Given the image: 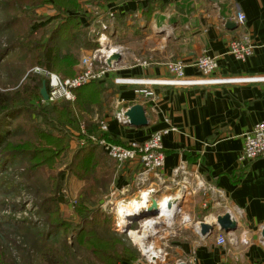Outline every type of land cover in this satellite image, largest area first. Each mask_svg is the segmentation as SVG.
I'll return each instance as SVG.
<instances>
[{
    "label": "crops",
    "instance_id": "crops-1",
    "mask_svg": "<svg viewBox=\"0 0 264 264\" xmlns=\"http://www.w3.org/2000/svg\"><path fill=\"white\" fill-rule=\"evenodd\" d=\"M74 3L77 10L61 16L78 25L84 42L98 46L99 36L111 37L110 44L122 56L106 78L84 88L83 114L88 132L97 133L102 121L108 126L107 140L127 146L131 141L143 143L151 133L168 130L161 140L165 159L161 177L165 181L164 185L155 183L156 199L166 194L179 196L180 204L171 224L164 222L161 237L166 249L154 264H264V157L252 162H239L238 157L242 136L264 121V0ZM43 11L50 20L58 16L49 3L36 8V19ZM236 11L246 17L245 32L254 44V52L245 62L235 60L227 52L229 43L240 37ZM37 23L35 20L32 26ZM226 23H233L236 28L229 30ZM62 45L58 51L61 55L67 53ZM78 52L83 56L81 60L92 54L84 44ZM202 54L217 59L216 71L209 77H202L193 66ZM81 60L74 66V75L81 69ZM180 60L185 65L184 77L175 81L165 66ZM94 86L99 93L91 95ZM146 88L153 97L145 102L136 91ZM107 93H112L109 102L105 100ZM132 105L144 107L147 127L136 129L126 125V120L120 123L115 119L117 110H128ZM67 130L71 140L76 128ZM88 161L89 170L109 172L107 190L102 196L110 192V198L127 203L126 194L135 195L133 164L118 168L98 148H88ZM180 166L185 167L186 175L173 174ZM196 182L201 185L198 190L193 188ZM99 194L101 191L91 208L96 209ZM62 199L59 192L57 202H64ZM229 206L243 213L235 223L236 232L225 234L215 228L211 236L201 238L197 226L202 222L213 224ZM110 223L107 227L114 232ZM113 223L125 235L118 222ZM125 224L130 229L132 224ZM220 235H225L227 241L219 246L216 239ZM137 251L138 260H123L121 264H145L142 253Z\"/></svg>",
    "mask_w": 264,
    "mask_h": 264
},
{
    "label": "rangeland",
    "instance_id": "rangeland-1",
    "mask_svg": "<svg viewBox=\"0 0 264 264\" xmlns=\"http://www.w3.org/2000/svg\"><path fill=\"white\" fill-rule=\"evenodd\" d=\"M4 12L5 10L0 8V23L3 22L6 14ZM39 15L37 18L38 23L33 29L40 22L49 19L46 11L41 12ZM16 28L20 33H18L15 43L10 40L11 37L7 34V31L3 34L0 33V53L3 54L4 50L8 49L7 47H10V45L13 46L6 55L0 56V90L1 92L6 90L5 92L9 93H20L19 97L25 98L26 95L22 93V89L24 85L27 87L26 74L42 64L40 60H36L35 53L27 54L23 52V49L29 48V43L32 42L27 37L26 33L28 32L22 30L27 29V23L22 22ZM40 31H38V35ZM111 41V37H109L105 44H109ZM78 43L72 47V53L81 60L83 56L78 50L82 46H80L81 43L80 45ZM98 49H101L99 45L93 44L92 50L89 49L88 52L91 54L90 51L93 52ZM111 98L112 93H107L105 100L109 102ZM59 104H51L50 106ZM39 106H41L40 103L30 106V101L17 104L11 108L8 114L9 118L3 123L6 133L2 134L5 139L4 143L0 144V257L3 256L4 262L7 264H91L93 261L91 255L82 248H77L76 244L73 243L75 242L74 233H77L80 224V216L75 212L80 199L77 197V193L84 184L73 178L71 175L73 174V167L69 162L71 152L73 153L77 148H80L75 145L70 147L69 142L74 137L80 138L79 133L83 128L86 127L87 129L86 114L77 111L79 115L76 114V122L69 124V118H66V120L58 118L57 115L52 114L51 109H40ZM66 127L73 130L76 128V133L68 141L69 151H66L67 153L63 154L60 159H51V162L56 164V168L53 165H42L34 169L33 164L27 162L28 152L24 151L23 155L16 152L19 149L18 144L26 140H31L32 143L37 144L41 134L45 131H59L64 130ZM36 132H39L38 138H36ZM38 147H41V145H38ZM60 174H63V178L59 180ZM60 184L58 193L60 192V197H63L64 202L58 203V193L55 189ZM154 188L155 193H151L150 198L157 197L156 187ZM143 191L146 190H140V192ZM140 192L135 191V195ZM108 193L110 192H107L106 196H102L103 192L99 194L96 209L91 208L90 205H88V209L90 208V214L97 210L94 213L95 216L98 215L99 220L106 221V226H109L111 222L112 228L114 220L118 219L116 205L121 199L110 198L111 196ZM135 195L126 194V202L129 203L133 199L139 200V195L137 197ZM50 196L56 197L55 200L53 198L56 208L50 206L51 203L49 202L44 203L45 199H51ZM111 200L112 205L109 204ZM73 203H75V206H73ZM45 209L49 211L52 209V215L45 214ZM56 211L59 212L61 222L65 224V227L59 229L56 227L57 223L53 215ZM90 216L92 217V214ZM149 220H155L156 223L146 233V230H144L145 223ZM164 227L165 225L160 224L157 218L149 217L148 219L132 222L125 235L128 236L131 231H138V234L146 233L147 239L145 238L144 245H149V247L152 245L154 251L157 253L159 251V257H161L166 249L164 240L161 237ZM118 235L121 234L118 232ZM128 242L131 245L130 247L133 246L142 253V249L135 242L130 240ZM157 244L160 246L156 247Z\"/></svg>",
    "mask_w": 264,
    "mask_h": 264
},
{
    "label": "trees",
    "instance_id": "trees-1",
    "mask_svg": "<svg viewBox=\"0 0 264 264\" xmlns=\"http://www.w3.org/2000/svg\"><path fill=\"white\" fill-rule=\"evenodd\" d=\"M74 2L75 0H0V7L2 10L4 9V13H6L3 22L0 23V33L3 34V32L7 31V34L11 37L10 40L15 43V41H17L16 37L18 33H20L18 28H16L18 25L15 24L20 21L27 23V29L24 28L22 30L28 32L26 33L27 37L32 42L29 43V48L23 49V52L27 54L35 53L36 60L41 61L42 65L40 67L47 72L59 74L63 78H74L75 75L73 70L77 62H79V57L72 53V47L79 42V45L81 43L80 46L84 44V48L89 51V49L92 50L93 45L84 42V34L81 33V29L77 27L78 25L76 23H72L69 17L63 18L61 16V14L75 12L77 10ZM49 3H52L55 10L58 12V16L55 19L56 21L48 19L45 22H40L38 26L33 29L32 23L35 20L37 22L34 11L36 8L48 5ZM62 21H64V23H62ZM39 30L41 31L38 35ZM61 44L66 47L67 51V53L63 55L58 53ZM7 48L8 49H5L3 54L0 53V56L6 55L13 46L10 45V47ZM31 70L26 74L27 87L24 85L22 89V93L26 95L25 98L19 97L20 93H9L5 92L6 90L1 92L0 90V144L4 143L5 138H3L4 136L2 134L6 133V129L3 128V123L9 118L8 114L11 108L15 107L17 104L23 103L24 101H30V106L35 103H40V109H51L52 114L64 120L69 118V124H73L76 122V114L79 115L77 111L84 112V88L99 83L98 81H93L89 85L76 90V99L73 103L61 102L60 104L58 103L59 105L50 106L51 104L47 105L42 102L39 92L42 81H45V78L32 74ZM95 93H99L98 87L96 86L90 91L91 95ZM61 131L62 133H60ZM68 134L69 130H67V127L59 131H45L41 134L37 144L32 143L31 140H26L17 145L19 149H17L16 152L22 155L28 152L29 157L27 162H31L34 169L42 165H53V167L56 168V164L52 163L51 159H60L63 154L67 153L66 151H69ZM38 135L39 132H36V138H38ZM38 145H41V147H38ZM88 148L94 149L98 147L96 145H90L77 148L76 151L73 153L71 152V158L69 160L70 165L73 167V174L71 175L76 181L84 184L77 193V197L80 199L78 206L75 208V212L80 216V224L76 231L77 233H74L75 242L73 243L76 244L77 248H82L91 255L93 259L91 264H121L123 260H125V262L136 261L139 256L138 251L133 248V246L130 247L131 245L125 235H118L116 231L111 232L106 226V221L99 220V216H95L93 212L91 213L92 217L90 216V208L88 209V205L92 207L96 194L100 191L102 193L107 190L109 182L107 175L109 172L101 174L96 168L95 171L94 169L89 170ZM89 175L93 177H89ZM61 178H63V174H60L58 179L60 180ZM60 186L61 184L57 185L55 189L57 193ZM50 198L51 199H45L44 203L49 202L51 203L50 206L52 205L53 208H56V204L54 205L53 201V198L55 200L56 197L50 196ZM52 209L50 210L52 211ZM51 211L47 209L44 210L45 214L48 215H52ZM53 215L57 223L56 227L58 229L63 226L65 227V224L61 222L59 212L56 211ZM4 261L3 256H1L0 264H7Z\"/></svg>",
    "mask_w": 264,
    "mask_h": 264
},
{
    "label": "built area",
    "instance_id": "built-area-1",
    "mask_svg": "<svg viewBox=\"0 0 264 264\" xmlns=\"http://www.w3.org/2000/svg\"><path fill=\"white\" fill-rule=\"evenodd\" d=\"M234 16L236 23L241 28V32L239 38L229 43L227 52H229L230 56L235 60L245 62L253 54L254 44L249 35L245 32L246 17L240 11H236ZM105 28L106 27L102 25V29L104 30ZM101 37L102 36L98 37V43L101 49L93 51L90 57L81 60V70L74 78H63L59 74L49 73L41 67L31 70L32 74L45 78L48 99L47 101L42 100L43 103L47 105L61 102L73 103L76 99V90L89 85L93 81L103 80L108 76L110 69L114 66L108 69L103 65V61L108 58L111 53L118 52V49L113 47L110 43L102 44L99 42L102 39ZM193 66L202 77H209L216 71L217 59L216 57L213 58L206 54H202L198 57ZM184 67L185 65L181 60L169 62L165 66L166 70L175 81H181L184 77ZM136 94L145 102L153 97V92L148 88L137 90ZM128 110H117L114 114L115 119L120 123L125 121V114ZM98 126L97 133H89L86 127L83 128L79 133L80 138L74 137L72 139V146L74 147L75 145L81 148L96 145L109 160L114 161L118 165V168L133 164L136 168L135 175L133 176L136 192L146 190L145 192L150 195L151 193H155V183L164 185L165 179L161 177V171L164 167L165 159L161 140L167 134V129L151 133L143 143L131 141L127 146H120L107 141L106 134L108 126H106L104 122H99ZM242 139L243 146L238 155L239 162H252L254 159L264 157V121L255 124L250 131L242 136ZM173 174L186 175L185 167L182 168L180 166L176 168ZM192 176L196 178L194 174ZM200 187V182H196L193 188L194 190H198ZM140 193H138L139 199H141L142 196ZM176 198H179V196H176ZM156 201L158 203L157 199ZM73 206H75V203H73ZM224 208L225 211L223 214H229L231 219L237 224V220L243 216L242 210L232 206ZM115 223L113 224V230L117 231L118 227H115ZM226 241L227 238L225 235H220L216 239L219 246L225 244ZM142 255L145 264H154L155 261L159 259L160 254L158 251L156 255L150 254V256H148L142 251Z\"/></svg>",
    "mask_w": 264,
    "mask_h": 264
},
{
    "label": "water",
    "instance_id": "water-1",
    "mask_svg": "<svg viewBox=\"0 0 264 264\" xmlns=\"http://www.w3.org/2000/svg\"><path fill=\"white\" fill-rule=\"evenodd\" d=\"M213 1V0H212ZM225 27L229 30L236 28L235 24L226 23ZM122 59V56L118 52L111 53L108 58L103 61V65L106 66L108 69L117 65ZM40 96L42 100L47 101L48 99V92L46 88V82L42 81L40 87ZM126 117V125H130L133 128L141 129L147 127V121L145 117V109L141 105H132L130 106L129 110L125 114ZM180 199L174 198L169 204L166 211L163 213L159 210L158 203L155 198L151 197L149 201L148 208H141L138 210L137 214L132 215V217H126V221L132 224L135 221H141L144 219H148L149 217L159 218L158 221L160 224L164 225L166 221V216L168 214H172V217H176L175 209L179 207ZM130 211L133 212L132 209L129 208ZM175 215V216H174ZM215 228H218L219 231L224 232L225 234L234 233L237 230L235 222L231 219L229 214H223L216 218L213 224H208L205 222L200 223L197 226L198 234L201 238L209 237L212 235V232ZM123 234L128 232V227H123L121 229ZM261 240L264 241V229L261 231Z\"/></svg>",
    "mask_w": 264,
    "mask_h": 264
},
{
    "label": "bare ground",
    "instance_id": "bare-ground-1",
    "mask_svg": "<svg viewBox=\"0 0 264 264\" xmlns=\"http://www.w3.org/2000/svg\"><path fill=\"white\" fill-rule=\"evenodd\" d=\"M101 38L102 39L99 42H101L102 44H105L106 41H107V38H105L103 36ZM140 195H142V196H141V199H139V200L133 199V200H131V202H129V203L127 202L126 204H124L125 201L117 203V205H116L117 206L116 207V213L118 215V217H117L118 218L117 219L118 224L117 225H119L120 229L123 228L126 225L125 224L127 222V221H125L126 217H132V215L137 214L139 209L148 208L149 207L150 195L147 192H145V191L141 192ZM172 200H174V197L173 196H169V195H166V197L162 198L161 200H158L159 210L162 213L164 211H166L167 208H168V204ZM129 208L132 209V210L134 209L133 212L130 211ZM175 212H176V215H177V208L175 209ZM172 216H173V213L172 214H168L166 216V221H165L166 224H171V220L173 218ZM154 223H156L155 220H149V222L145 223L146 227H145L144 230H146V233L150 231V229L152 228V225ZM137 232L131 231L129 233L130 239H132L135 242V244H137L139 246V248H141L142 251L145 254H147L148 256H150V254H155L156 255L157 252L154 251V247H152V245L150 247H149V245L148 246L144 245V240H145L147 234L146 233L138 234Z\"/></svg>",
    "mask_w": 264,
    "mask_h": 264
}]
</instances>
